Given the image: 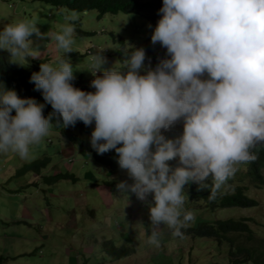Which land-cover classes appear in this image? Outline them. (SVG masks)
Masks as SVG:
<instances>
[{
	"label": "clouds",
	"instance_id": "1",
	"mask_svg": "<svg viewBox=\"0 0 264 264\" xmlns=\"http://www.w3.org/2000/svg\"><path fill=\"white\" fill-rule=\"evenodd\" d=\"M158 14L151 43L165 48L166 58L155 68L146 66L145 49L128 45L122 68H105L102 49L90 57L94 92L72 83L76 77L67 54L75 44L74 24L42 33L23 19L0 30V50L12 63L40 59L33 35L54 41L57 53L64 54L40 63L29 82L64 128L94 122L91 147L100 155L115 150L132 181H120L116 188L148 204L147 242L156 247L161 226L183 238L195 218L184 208L186 185L210 187L209 200H214L237 165L255 160L252 149L264 144V0H163ZM77 19L76 13L65 17ZM44 108L35 98L0 88V153L29 156L30 147L52 127ZM177 123L182 132L167 137Z\"/></svg>",
	"mask_w": 264,
	"mask_h": 264
},
{
	"label": "rangeland",
	"instance_id": "2",
	"mask_svg": "<svg viewBox=\"0 0 264 264\" xmlns=\"http://www.w3.org/2000/svg\"><path fill=\"white\" fill-rule=\"evenodd\" d=\"M72 13L78 19L66 21L65 17ZM23 19L35 23L42 33L57 32L65 23L74 24L75 44L67 56L74 67L75 80L83 79L89 86L95 78L90 72L92 55L105 49L102 54L108 63L104 67L120 69L119 38L127 46L145 49L147 54L146 45L152 44L156 26L139 14L98 16L96 11L76 12L42 0H0V30ZM31 39L40 46L41 57L28 58L21 62L23 65L14 63L22 70L38 72L40 63H50L57 55H64L57 53L55 42L47 37L38 40L33 35ZM152 48L157 51L162 47L157 43ZM71 129L79 135L78 122ZM91 132L80 136L82 143H74L51 127L40 144L30 147L27 158L13 152L0 153V264H231L227 245L207 238L176 237L166 226H161L160 246L148 244V204L135 194L118 192L117 183L132 181L124 170L95 161ZM244 172L248 173V165H237L236 173L228 181L231 183L223 189L233 193L231 186L246 187V195L256 200L258 206L213 212L190 208L186 200L185 210H191L195 216L189 224L193 225L198 217L209 221L248 218L253 232L264 238V188H257L249 176L242 178ZM151 199L149 196L148 200ZM260 238H256V243L261 242ZM239 240L244 242L245 238ZM104 241L118 250L129 247L135 252L130 257L113 259L106 256Z\"/></svg>",
	"mask_w": 264,
	"mask_h": 264
},
{
	"label": "trees",
	"instance_id": "3",
	"mask_svg": "<svg viewBox=\"0 0 264 264\" xmlns=\"http://www.w3.org/2000/svg\"><path fill=\"white\" fill-rule=\"evenodd\" d=\"M48 4L56 7L67 8L76 12L96 11L98 16L105 14H139L144 18L155 24L160 18L158 14L159 9L162 7L163 0H42ZM121 42V48L118 52V59L122 64L123 60L130 54L131 49L127 46L126 41L123 38H119ZM139 48L138 46H134ZM148 50L145 59V65H151L155 68L160 60L166 58V49L153 50L152 44H147ZM150 58V59H149ZM33 72H27L15 66L10 62L9 54L6 51L0 50V88L3 86L7 89H14L17 94L22 98H35L37 101H41L45 104L44 115L48 117L52 115V127L60 130L63 137L70 139L74 143H82L83 140L80 136L89 134L92 127L95 126L94 122L91 126H85L83 122L78 121L79 135L73 133L71 126L64 128L62 124L58 123L59 120L62 123V119L58 114H53L51 105L46 104L43 99L42 93L36 91L35 85L30 83V77ZM73 85L84 91H91V88L87 81L80 79L72 81ZM13 114H15L13 112ZM182 132V123H177L170 131L165 132L166 136ZM255 155V160L248 163H242L248 165V173L241 174L242 178L249 176L252 183L257 188H264V144H259L256 148L252 149ZM93 154L95 161L98 164H102L110 167L111 169H120L117 160L118 156L115 150L100 155L96 151ZM178 162L173 160L170 164L175 166ZM33 164L31 166H36ZM40 171L41 169H36ZM62 177V176H60ZM57 177L56 179H59ZM211 185V179L207 181ZM231 183V182H228ZM115 186V185H114ZM210 187L203 190H198V185L190 183L185 186L184 194L186 200L189 202L190 208L207 209L209 211L216 212L218 209L226 208H251L258 206V202L249 198L246 195L247 188L243 186H231V191L225 192L222 188L217 194L214 200H209ZM199 220H204L199 222ZM192 223V222H191ZM251 219L242 218L236 220L231 219H216L215 221H209L203 218H197L193 225L183 229L185 237L190 238H207L220 243L221 246L227 245L229 247V255L231 264H264V238L258 237L250 227ZM240 237L245 238L244 242L239 240ZM256 238L262 239L260 243H256ZM254 242V243H253ZM103 249L106 256L113 259L121 257H130L134 254L135 250L127 247L116 249L109 241L103 242Z\"/></svg>",
	"mask_w": 264,
	"mask_h": 264
},
{
	"label": "crops",
	"instance_id": "4",
	"mask_svg": "<svg viewBox=\"0 0 264 264\" xmlns=\"http://www.w3.org/2000/svg\"><path fill=\"white\" fill-rule=\"evenodd\" d=\"M8 238V237H7ZM9 239V238H8ZM11 239V238H10ZM24 255V254H23ZM23 255L22 256H20L21 258L23 257Z\"/></svg>",
	"mask_w": 264,
	"mask_h": 264
}]
</instances>
